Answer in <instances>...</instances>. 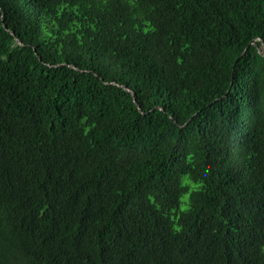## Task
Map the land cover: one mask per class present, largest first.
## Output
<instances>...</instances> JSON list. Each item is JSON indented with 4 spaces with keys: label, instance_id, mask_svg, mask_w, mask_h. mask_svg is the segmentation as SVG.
<instances>
[{
    "label": "trees",
    "instance_id": "trees-1",
    "mask_svg": "<svg viewBox=\"0 0 264 264\" xmlns=\"http://www.w3.org/2000/svg\"><path fill=\"white\" fill-rule=\"evenodd\" d=\"M0 264H264V0H0Z\"/></svg>",
    "mask_w": 264,
    "mask_h": 264
},
{
    "label": "rangeland",
    "instance_id": "rangeland-1",
    "mask_svg": "<svg viewBox=\"0 0 264 264\" xmlns=\"http://www.w3.org/2000/svg\"><path fill=\"white\" fill-rule=\"evenodd\" d=\"M185 199H187V196L185 197Z\"/></svg>",
    "mask_w": 264,
    "mask_h": 264
},
{
    "label": "water",
    "instance_id": "water-1",
    "mask_svg": "<svg viewBox=\"0 0 264 264\" xmlns=\"http://www.w3.org/2000/svg\"><path fill=\"white\" fill-rule=\"evenodd\" d=\"M133 95V97H134V94H132Z\"/></svg>",
    "mask_w": 264,
    "mask_h": 264
}]
</instances>
